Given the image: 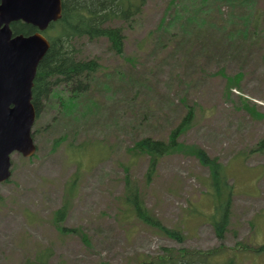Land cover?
<instances>
[{
  "label": "rangeland",
  "instance_id": "rangeland-1",
  "mask_svg": "<svg viewBox=\"0 0 264 264\" xmlns=\"http://www.w3.org/2000/svg\"><path fill=\"white\" fill-rule=\"evenodd\" d=\"M173 1L148 0L125 28L123 55L106 39L79 43L81 57L102 66L91 101L76 118L60 113L57 97L43 103L33 127L37 154H12V177L0 184V264H145L169 249L220 247L223 264H264V253L251 251L264 243V150H257L264 140V36L250 60L222 47L206 54L210 34L195 30L205 26L202 15L186 11L177 19ZM256 5L264 9V0ZM59 93L67 102L66 91ZM190 111L195 119L180 142L217 158L232 188L224 240L214 221L227 188L216 196L211 169L192 148L162 158L153 179L149 157L130 152L143 137L167 140ZM129 180L165 227L183 231L184 243L131 214Z\"/></svg>",
  "mask_w": 264,
  "mask_h": 264
},
{
  "label": "trees",
  "instance_id": "trees-1",
  "mask_svg": "<svg viewBox=\"0 0 264 264\" xmlns=\"http://www.w3.org/2000/svg\"><path fill=\"white\" fill-rule=\"evenodd\" d=\"M62 18L52 23L44 35L50 41V49L39 64L33 87V104L36 108L37 120L41 116L43 103L52 97L59 99L60 113L65 117L76 118L77 110L82 112L88 101H91L92 83L102 69L97 58L85 60L81 57L78 47L83 40L95 41L106 39L111 51L116 55H123L126 42V27L143 13L148 0H62ZM169 8L177 19L187 17L186 11H194L202 15L205 26L197 27L199 34H210L211 43L206 48V54L217 48L233 50L239 60L248 58L258 48L259 39L264 36V9H259L256 0H174ZM217 11L216 15L210 13ZM208 17L211 21L208 22ZM191 18V16H190ZM15 35H32L37 29L24 22L11 25ZM174 40L175 34L170 33ZM204 50V49H203ZM247 64V63H245ZM239 82L242 78L241 74ZM235 79V78H234ZM232 81V79H230ZM60 91H66L68 101L61 100ZM89 99V100H88ZM69 103V107L65 104ZM64 104V107H63ZM81 111L79 113H81ZM250 111V109H249ZM264 117V115H263ZM195 119L194 111H190L175 127L167 140L162 138L143 137L137 140L130 149L134 157L146 156L150 159L147 177L153 179L162 158L168 155L184 152L187 153L192 146L180 142L183 133L191 126ZM36 125V123H35ZM37 133L32 132L34 141ZM38 147V146H37ZM193 149V148H192ZM258 151L264 150V140L259 144ZM194 155L211 169L212 186L216 196L221 198L228 185V177L222 164L217 158L211 159L202 148H194ZM129 180L126 185L125 200L129 210L137 220L144 225L156 229L176 242L182 244L186 237L181 229H169L151 213L144 199ZM232 188H227L226 199L218 208L221 212L219 219L214 221L217 236L224 240L230 225L229 206ZM213 192V193H214ZM66 207L60 210L57 220L64 219ZM251 251L264 253V243L254 247ZM223 248L202 252L186 248L169 249L161 258L145 264H223L220 256Z\"/></svg>",
  "mask_w": 264,
  "mask_h": 264
},
{
  "label": "water",
  "instance_id": "water-1",
  "mask_svg": "<svg viewBox=\"0 0 264 264\" xmlns=\"http://www.w3.org/2000/svg\"><path fill=\"white\" fill-rule=\"evenodd\" d=\"M62 13V0H0V184L11 178L12 154L30 158L36 153L32 90L39 64L50 49L43 32ZM19 21L38 31L15 35L11 24Z\"/></svg>",
  "mask_w": 264,
  "mask_h": 264
}]
</instances>
